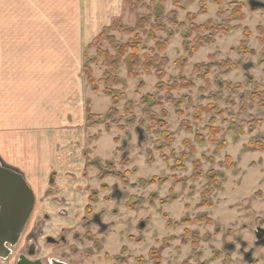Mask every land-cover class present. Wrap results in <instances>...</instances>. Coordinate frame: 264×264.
Returning a JSON list of instances; mask_svg holds the SVG:
<instances>
[{
  "label": "rangeland",
  "instance_id": "1",
  "mask_svg": "<svg viewBox=\"0 0 264 264\" xmlns=\"http://www.w3.org/2000/svg\"><path fill=\"white\" fill-rule=\"evenodd\" d=\"M89 1L92 3L86 0ZM249 1L192 0L188 4V0H182L177 5L174 0H98L97 17L103 20L92 28L94 31L89 36H85L83 26L79 31L73 25L76 17L72 13L26 17L28 23H42L44 27L48 23L49 31L17 35H27L30 40L42 36L44 41L49 36L50 45L43 48L48 59L44 65L50 71L58 68L56 81H63L57 74L65 71L66 78L68 73L74 78L79 75L85 99L82 151L86 152L84 160L87 157L90 160L82 171L84 184L74 182L78 201L75 204L76 199H71L64 208H55L64 216L55 225L53 220L41 219L43 211L51 213L42 201L38 203L36 192L30 217L29 227L34 223L38 232L57 239L59 233L65 236L64 243L44 244L47 251L53 250V256L68 264H112L116 257H122L118 264H156V254L159 264H242L237 253L226 249L227 245L235 244L237 237L249 240L256 214L264 211V151L256 147L264 146V8L253 9ZM61 3V9L69 7L73 11L77 7L76 0H61ZM234 8L239 9L242 18L226 24L232 28L230 32L217 33L212 43L194 52L186 50L185 43L192 48L196 34L207 36L209 33H194L185 41L183 32L192 23L201 25L211 20L219 24L227 20ZM172 12L183 26L171 23ZM80 13L81 23L88 14L84 5ZM188 14H195L192 21ZM140 15L149 18L133 33L118 28L108 35L122 44L138 36L137 55L142 61L145 53L156 52L165 57L163 83L171 85L182 78L192 83L191 88L171 91L173 98L182 100L181 114L166 99L165 90L157 91L158 79L153 68L151 74H146L139 66V76L130 78L127 65L121 62L120 83L101 85L97 91H92L83 76L82 65L87 56H97V63L91 64L90 69L98 80L106 69L98 49L115 54L108 37L92 43L101 29L116 20L133 27ZM242 41L251 54L240 51ZM162 42H165L164 49L158 51L157 45ZM16 49V53L26 50ZM130 53L128 50L123 59ZM26 55L35 58V49H27ZM181 59L184 62L179 64ZM208 63L213 66L205 77L198 78L195 67ZM106 87L118 91L117 96L124 95V98L116 105L115 114L104 120L98 118L95 125L87 127V108L100 115L112 106L111 97L104 93ZM218 93L222 94L219 99L215 97ZM148 94L161 103L154 111L166 112L161 119L166 123L164 129L172 133V142L164 149L159 148L166 141L161 137L163 129L151 127L152 122L142 112L140 101ZM197 107L216 109L209 114L203 112L200 120L195 121ZM132 117L136 121L129 124ZM241 121L256 122V126L252 131L247 126L238 134L234 127ZM215 127L218 128L216 142L211 143V129ZM222 143L223 148L217 151ZM123 157L127 164H121ZM106 171L111 174L102 177L101 173ZM153 177L170 178L166 182H142ZM207 186L212 188L203 197ZM48 194H51L49 201L64 202L63 196L58 200L53 192ZM166 197L171 199L164 203ZM98 212L107 227L103 231L97 225L84 228V220ZM62 227L66 228L65 233L60 232ZM153 249L156 254L152 256ZM11 257L0 259V264H12Z\"/></svg>",
  "mask_w": 264,
  "mask_h": 264
},
{
  "label": "crops",
  "instance_id": "2",
  "mask_svg": "<svg viewBox=\"0 0 264 264\" xmlns=\"http://www.w3.org/2000/svg\"><path fill=\"white\" fill-rule=\"evenodd\" d=\"M81 2L88 14L80 23ZM75 4L72 11L69 7L61 9V0H0V160L19 171L35 195L38 192V203L42 201L55 225L64 218L55 208H64L71 199H76V204L75 183L84 184V93L79 75L74 78L68 73L66 78L65 71L57 74L63 81H56L58 68L50 71L44 65L48 59L43 48L50 45L49 36L44 41L42 36L30 40L17 34L49 31L48 23L44 27L42 23L25 22L27 16L72 13L76 17L73 25L79 31L83 26L88 35L103 20L97 17L98 0H76ZM16 48L26 50L18 51L19 55ZM27 49H35V58L27 57ZM48 192L58 200L63 196L64 202L49 201L52 193Z\"/></svg>",
  "mask_w": 264,
  "mask_h": 264
},
{
  "label": "trees",
  "instance_id": "3",
  "mask_svg": "<svg viewBox=\"0 0 264 264\" xmlns=\"http://www.w3.org/2000/svg\"><path fill=\"white\" fill-rule=\"evenodd\" d=\"M174 1H175V4L180 5V1H182V0H174ZM221 1H223V0H221ZM191 2H192V0H188L187 3L189 4ZM202 11H200V12H202ZM238 12H239V9L234 8L231 15L227 18V20L224 22H221L219 24H215L211 20H209L208 22L201 24V25H196V24L192 23L190 25V27L187 28L183 32V38L185 41H187L194 33H199L201 31H206L209 33L207 36L196 34L195 37L193 38L194 45L192 48H189L188 45L185 43L186 50L190 51V52H194L198 48L202 47L203 45L212 43L214 40V37L217 33L226 34V33L230 32L232 30V28L226 24L232 20L241 19L242 15ZM170 14H171V17H170L171 23H173L176 26L177 25L183 26L182 23L177 22L175 12H172ZM187 17L189 19H191V21H192L195 17V14H188ZM148 18H149V16H141L140 15L137 18L136 24L133 27L124 26L118 20L113 21V23L109 26H104L101 29L100 33H98V35L94 38V41L92 43L93 44H96L97 42L100 43V41H102L104 38L108 37L110 39V43L112 44V46L115 49V54L111 55L107 51H101L100 49H98V51H97L98 55H100L104 58L103 65L106 67V69L103 73V76L98 80L94 79V77L91 73V69H90L91 64L97 63V61H98L97 56H89V57L87 56L83 65H82L83 76L86 77L87 82L90 85L92 91H97L101 85L106 86V85H113V84L120 83L121 79L118 77V66L121 62H123L127 65V68H128L127 75L130 78H137L139 76V71L137 69L139 66H142L143 71L146 74H151V69L153 68L155 70V74H156L157 79H158V83L156 85L157 91L165 90L166 99L168 101H171L173 103V106L176 108L178 114H181L180 106L182 104V100L180 101L178 99L173 98L171 96V91L177 90V89L191 88L192 83L188 80H185L184 78H182L180 80V82H178V81L173 82L171 85H167V84L163 83L162 79L165 75V71H164L163 67L166 63L165 57L160 56L158 53L155 52L154 48H151V51L152 52L154 51L155 53L153 55L145 53L144 54V61H142L137 55L138 44L140 41V38L138 36H135L134 37L135 39L132 38L131 41L122 44L120 42L115 41L114 38H112L108 35V33L110 31H115L118 28L123 29L127 33H133L136 29H139L142 26V24H144L148 20ZM260 41H262V39H260ZM164 46H165V42L159 43L157 45L158 51L163 50ZM239 49L243 53H250L251 54V52H252L251 50H248L246 48L245 41L241 42ZM128 50H130L131 53L128 54L123 59L124 55L126 54V52ZM183 62H184V59H181L180 61H178L179 64H182ZM226 62L229 63L228 60ZM211 66H213L212 63L198 64L195 67L194 72L199 74L198 78L205 77L207 75V73L209 72V69ZM108 68L110 69V71L108 70ZM230 68H232V67H230ZM104 93L111 97L112 106L110 107V109L106 113L100 114V115L91 113L90 109L87 108L86 109V126L87 127H92L93 125H95L99 121V120H97L98 118L99 119L102 118L104 120V119L111 117L113 114H115L117 112V110L115 108L116 105L118 104L120 99L124 98V95L117 96L118 91L111 89L109 87H106L104 89ZM253 96H255V93H253ZM215 97L217 99H219L222 97V94L218 93L217 95H215ZM140 103L143 105V108H142L143 114L146 115L147 119L152 122L151 127L156 126L159 129H163V131L161 132V137L164 138L166 141L163 142L159 148L164 149L166 146H169L172 142V133L170 131L164 129L166 127V123L164 122L163 119H161V118L166 116V112L162 110L161 113L157 114L154 111V108L161 106V103L157 99H155L154 96L151 94H148V95H145L144 97H142ZM262 104H264V103H262ZM215 109H216L215 107H213V108L212 107H197L196 112H195L196 116L194 117V120L195 121L200 120L201 114L203 112H206L207 114H209L211 111H213ZM135 121H136L135 117H132L129 120V124H133V123H135ZM139 123H142V120L139 121ZM247 126H248L249 130L252 131L256 126V122H254L252 124V123H248L245 121H241L238 126L234 127V130H236V132L238 134H242L243 129ZM211 131L212 132H211V136L209 138V141L211 143H215L216 142L215 136L218 133V128H216V127L212 128ZM115 141L117 142L118 139L115 138ZM256 147L258 149H261L264 151V146L256 145ZM221 148H223V143L219 144L217 146L216 150L219 151ZM84 154H86V152H84ZM182 155L185 157L188 156L187 154H184V153ZM89 160H90L89 157H87L86 161H85L84 171L86 169V165H88V163H89ZM127 162L128 161H127L126 157H123L121 164L124 165V164H127ZM109 173H110V171H106V172L101 173V175H102V177H104V176H106V174H109ZM195 176H197V173H195ZM169 178L170 177H166L164 179H159L157 177H153L150 180H142V182L144 184L154 183L157 180L159 182H166ZM211 178H213V177H211ZM210 188H212V187H210ZM210 188H209V186H207L203 190V192H202L203 197L206 196V193L211 190ZM170 199H171V197H166L163 202L165 203V202L169 201ZM203 201H205L204 198H203ZM87 209H88L87 211L89 212L90 207L87 206ZM151 253H152V256L155 255L156 254L155 249H153ZM157 256L158 255L156 254V256H155L156 264H159Z\"/></svg>",
  "mask_w": 264,
  "mask_h": 264
},
{
  "label": "flooded vegetation",
  "instance_id": "4",
  "mask_svg": "<svg viewBox=\"0 0 264 264\" xmlns=\"http://www.w3.org/2000/svg\"><path fill=\"white\" fill-rule=\"evenodd\" d=\"M33 211L31 215L33 214ZM30 217L18 239V242L13 246H9L11 252L9 256L4 260H7L12 256V264H18L19 260H25L27 262L39 261L40 264H52V261L54 262L53 264H68L62 258L53 256L51 254L53 250L50 249L49 251H47L46 246H44V244L50 243L55 245H58L60 242L64 243L66 241L65 236L59 233V237L57 239L56 237L54 238L49 234H43L40 231L38 232L37 225H35L34 223L29 227ZM42 218L45 221H50L52 220V215L48 214L46 211H43L41 213V219ZM98 221L103 223L101 220V213H92L90 219L84 220L83 226L84 228H88L90 225H97V227H99V229L103 231V229H105L107 225L103 223L105 225V228L102 229ZM65 229V227H62L60 232L63 231L65 233ZM249 232V240L243 237H237L236 243L228 244L226 249L231 252L237 253V257L242 264H264V211L256 214L254 223L252 224ZM121 258L116 257L115 262L112 264H118L117 261Z\"/></svg>",
  "mask_w": 264,
  "mask_h": 264
},
{
  "label": "water",
  "instance_id": "5",
  "mask_svg": "<svg viewBox=\"0 0 264 264\" xmlns=\"http://www.w3.org/2000/svg\"><path fill=\"white\" fill-rule=\"evenodd\" d=\"M249 5L253 9L264 8V2L259 0H250ZM34 205V191L24 176L19 171L3 166L0 162V259H6L11 252L9 246L18 242ZM98 223L102 229L105 228L103 223L100 221ZM18 264H40V262L19 260Z\"/></svg>",
  "mask_w": 264,
  "mask_h": 264
}]
</instances>
